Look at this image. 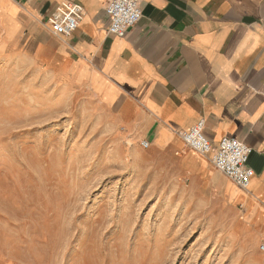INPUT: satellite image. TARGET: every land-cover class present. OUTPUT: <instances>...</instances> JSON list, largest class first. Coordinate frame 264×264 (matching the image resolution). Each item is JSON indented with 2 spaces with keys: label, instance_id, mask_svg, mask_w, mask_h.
I'll return each mask as SVG.
<instances>
[{
  "label": "rangeland",
  "instance_id": "obj_1",
  "mask_svg": "<svg viewBox=\"0 0 264 264\" xmlns=\"http://www.w3.org/2000/svg\"><path fill=\"white\" fill-rule=\"evenodd\" d=\"M26 34L16 49L0 39V264H264L238 204L245 192L198 154L190 162L216 177L141 148L42 69L65 84L87 74L93 84L94 71L70 64L64 43L23 55L36 46ZM171 135L160 130L155 144Z\"/></svg>",
  "mask_w": 264,
  "mask_h": 264
},
{
  "label": "crops",
  "instance_id": "obj_2",
  "mask_svg": "<svg viewBox=\"0 0 264 264\" xmlns=\"http://www.w3.org/2000/svg\"><path fill=\"white\" fill-rule=\"evenodd\" d=\"M110 1L0 0V15L8 21L0 23V39L5 49H16L27 31L36 46L21 53L31 58L44 47L59 54L64 43L66 59L87 65L94 83L87 74L65 85L51 66L42 70L67 92L81 89L100 115L136 135L132 139L176 153L182 172L216 177L207 162L208 169L190 162L189 154L200 157L177 137L198 121L213 149L223 138L246 145L253 175L238 204L256 242L264 243V0H136L141 19L122 38L108 33ZM70 3L78 27L56 41L42 24ZM160 130L172 135L158 147Z\"/></svg>",
  "mask_w": 264,
  "mask_h": 264
},
{
  "label": "built area",
  "instance_id": "obj_3",
  "mask_svg": "<svg viewBox=\"0 0 264 264\" xmlns=\"http://www.w3.org/2000/svg\"><path fill=\"white\" fill-rule=\"evenodd\" d=\"M73 11L74 5L67 4L62 11L51 15L42 25L52 37L65 38L78 27L79 18L72 15ZM105 13L110 20L108 33L118 38L124 37L126 30L136 25L142 15L136 0H111L105 8ZM203 130L204 122L198 121L190 129L177 135L187 149L207 159L213 168L235 187L247 191L253 175L247 166L250 149L231 138H223L217 148L213 149L204 137ZM139 146L146 149L149 144L142 141ZM260 250L264 253V245Z\"/></svg>",
  "mask_w": 264,
  "mask_h": 264
},
{
  "label": "bare ground",
  "instance_id": "obj_4",
  "mask_svg": "<svg viewBox=\"0 0 264 264\" xmlns=\"http://www.w3.org/2000/svg\"><path fill=\"white\" fill-rule=\"evenodd\" d=\"M43 66H44V64H43ZM66 85V84H65ZM205 159V158H204ZM243 192H245V191H243Z\"/></svg>",
  "mask_w": 264,
  "mask_h": 264
}]
</instances>
